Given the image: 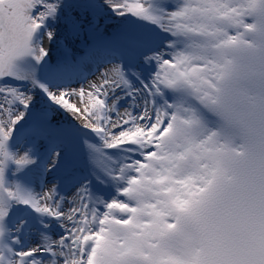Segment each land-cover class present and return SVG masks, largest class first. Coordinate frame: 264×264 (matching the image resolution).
Here are the masks:
<instances>
[{
	"label": "snow or ice",
	"instance_id": "snow-or-ice-1",
	"mask_svg": "<svg viewBox=\"0 0 264 264\" xmlns=\"http://www.w3.org/2000/svg\"><path fill=\"white\" fill-rule=\"evenodd\" d=\"M0 264H264V0H0Z\"/></svg>",
	"mask_w": 264,
	"mask_h": 264
}]
</instances>
